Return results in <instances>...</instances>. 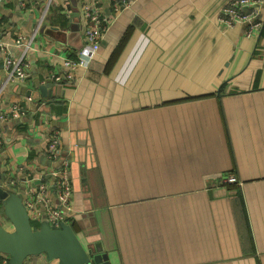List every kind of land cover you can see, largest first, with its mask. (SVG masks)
<instances>
[{
	"label": "crops",
	"instance_id": "crops-1",
	"mask_svg": "<svg viewBox=\"0 0 264 264\" xmlns=\"http://www.w3.org/2000/svg\"><path fill=\"white\" fill-rule=\"evenodd\" d=\"M71 1H0V86L16 39L30 44L26 80L0 100L24 105L0 121L1 186L37 189L58 131L62 157L79 164L69 223L112 264H264V26L252 37L220 26L227 0H133L119 11L99 0L109 20L99 52L53 82L85 44L83 6H95ZM49 81L50 94L39 91ZM24 264L58 261L40 253Z\"/></svg>",
	"mask_w": 264,
	"mask_h": 264
},
{
	"label": "built area",
	"instance_id": "built-area-1",
	"mask_svg": "<svg viewBox=\"0 0 264 264\" xmlns=\"http://www.w3.org/2000/svg\"><path fill=\"white\" fill-rule=\"evenodd\" d=\"M110 1L112 8L119 11L130 5L133 0ZM98 4L99 0H95L93 8L89 4L83 6V18L87 22L84 29L85 44L77 51L75 58L64 60L65 71L61 74H53L51 76L53 82L73 80L75 71L80 67L88 68L99 52L109 20L99 9ZM217 20L218 24L225 28L240 27L246 37L257 36L264 26V0H227ZM37 30L38 28L35 27L34 31ZM15 44L20 48V53L6 55L4 58L7 76L0 86V100L8 82H24L28 76L30 63L26 54L30 44L26 42L25 37L16 39ZM27 100L32 101V96H28ZM23 113L24 105L21 103L13 104L8 110L0 106V121L19 118ZM46 153L53 164L52 170L47 177L40 179L37 189L30 187L22 199L33 225L39 226L46 221L50 227L60 228L64 224H69L72 215L73 185L70 159L66 156L62 157L61 138L58 131H53L50 135ZM18 181L10 179L4 185L6 188L13 189L12 187ZM226 182L238 186L243 183L234 174L228 176ZM3 264H9L8 257L4 259Z\"/></svg>",
	"mask_w": 264,
	"mask_h": 264
},
{
	"label": "water",
	"instance_id": "water-1",
	"mask_svg": "<svg viewBox=\"0 0 264 264\" xmlns=\"http://www.w3.org/2000/svg\"><path fill=\"white\" fill-rule=\"evenodd\" d=\"M71 2L74 4L73 0ZM73 15L80 17V12L76 10ZM52 85V81L41 84L39 91L50 94L48 89ZM74 165L79 164L72 160L73 171ZM0 199L4 207V222L0 220V255L6 254L9 264H24L30 256L40 253L57 259L58 264H112L100 244H95L94 248L84 245L70 223L60 228H52L46 221L39 226L33 225L22 196L15 190L3 188L1 183Z\"/></svg>",
	"mask_w": 264,
	"mask_h": 264
},
{
	"label": "trees",
	"instance_id": "trees-1",
	"mask_svg": "<svg viewBox=\"0 0 264 264\" xmlns=\"http://www.w3.org/2000/svg\"><path fill=\"white\" fill-rule=\"evenodd\" d=\"M235 185H236V184H235ZM236 186H238V185H236ZM238 188H239V186H238ZM236 191H238V189H237Z\"/></svg>",
	"mask_w": 264,
	"mask_h": 264
}]
</instances>
